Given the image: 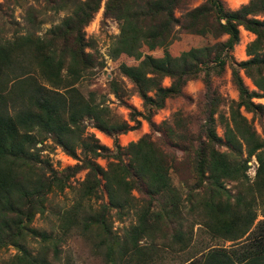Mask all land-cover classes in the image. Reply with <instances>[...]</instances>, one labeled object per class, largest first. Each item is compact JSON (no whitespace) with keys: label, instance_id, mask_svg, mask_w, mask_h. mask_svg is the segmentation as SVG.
I'll list each match as a JSON object with an SVG mask.
<instances>
[{"label":"trees","instance_id":"obj_1","mask_svg":"<svg viewBox=\"0 0 264 264\" xmlns=\"http://www.w3.org/2000/svg\"><path fill=\"white\" fill-rule=\"evenodd\" d=\"M180 1L104 0L103 16L118 21V33L110 55L116 58L125 54L136 61L133 65L120 63L118 69L133 85L146 110L141 117L150 125V117L163 107L166 98L180 95L187 80L204 72L203 97L207 114L203 137L189 140L185 135L175 134L176 141L173 142L178 143L173 144L177 148H187V142L192 151L193 170L198 183L202 184L195 206L199 208L203 231L212 238L231 241L237 246L229 250L208 249L185 264H264V218L254 223V208L257 205L264 207V139L239 113V107L246 112L262 113L261 105L253 104L251 98L264 94V0H247L235 10L224 9L219 0H208L207 4L187 9L183 23L174 15ZM99 2L59 0L55 9L67 8L69 13L48 30L46 39L30 33L0 37V104H4L6 98L18 101L9 109L11 114L6 107L0 106V248L7 245L17 248L22 253L19 260L23 264H49L45 259L26 258L20 241L26 237L45 238L43 233L30 226V222L36 213L43 211L46 194L54 189L62 190L78 171H84L78 182L80 197H97L102 182L107 203H101V209L119 212L133 190L145 202L137 210L128 240L118 247L122 259L127 256L126 260L119 257L118 264H128L130 258H134V264H145L144 257L152 251L153 245L138 246L136 241L148 236L153 229H159L178 212L179 194L171 184L167 173L170 163L162 149L148 135L120 148L117 136L128 130L127 124L105 120L107 108L94 103L91 97L84 98L73 87L71 66L82 69L91 64L83 51L81 29L89 22ZM176 26L188 34L202 35L208 29L212 39L221 34H226L227 38L224 42L216 40L210 45L189 48L172 56L167 47L174 39ZM238 26L254 36L245 47L248 58L239 61L237 67L251 80L256 91H249L238 75V68L230 65L238 98L228 104L222 132L223 144L228 149L241 151L243 148L245 157L242 161L231 160L227 152L216 148L221 139L215 132L212 113L216 112L220 98L210 90L208 67H201L206 62L224 64L223 57L220 58L222 47L226 52L237 43ZM72 33L76 34L70 41ZM142 46L148 50L159 48L162 53L158 57L143 54ZM26 56L33 60L38 74L50 89H45L32 75H27L23 64ZM63 69L70 79L62 78ZM164 77L170 80L166 87L161 85ZM7 82L9 87L5 88ZM115 85L110 82V90L114 93ZM83 117L92 119L95 128L112 138L115 144L116 153L104 166L95 160L107 148L79 138L83 131ZM34 131L52 134L62 151L77 159L78 163L63 168L60 173L47 161L36 165L37 155L30 151L35 143V136L31 135ZM192 141L196 144L193 145ZM76 148L79 156L75 154ZM250 157L254 158L256 167L253 181L245 187L242 182L246 179L245 162ZM226 182L236 184L234 193L225 188ZM191 196L192 192L188 191L189 209L193 207ZM157 199L158 209L149 211L151 202ZM92 224L105 231L101 212L94 213L84 223L85 226ZM172 238L179 242L178 250L187 246L188 239L181 242L180 229L172 233ZM113 245L112 241L106 244L109 261H113L110 257L115 252Z\"/></svg>","mask_w":264,"mask_h":264},{"label":"rangeland","instance_id":"obj_2","mask_svg":"<svg viewBox=\"0 0 264 264\" xmlns=\"http://www.w3.org/2000/svg\"><path fill=\"white\" fill-rule=\"evenodd\" d=\"M59 0H0V37L10 38L13 34H33L41 38H48L49 29L58 24L59 21L69 13V9H55ZM208 0H181L174 9V15L179 17L183 23V14L187 9L207 4ZM221 6L226 10H235L247 0H219ZM103 3L100 0L99 7L93 13L91 19L81 29L83 51L90 61L88 67L79 69L71 66L74 78L73 87L84 98L91 97L94 103L107 108L105 120L114 123L116 121L125 122L128 130L117 136V144L120 148L125 147L129 141H136L142 135L149 138L162 149L169 161L167 173L171 184L179 194L178 212L170 216V221L163 223L159 229H153L148 236H143L136 241L138 246H152V251L145 255V264H185L191 259L198 258L202 253L211 248H223L225 250L236 247L237 244L220 238H212L203 231L199 223V208L195 205L201 193L202 184H199L193 170L192 151L188 148H177L173 142L176 141L175 134L185 135L187 139L194 140L197 136L203 137L202 131L205 123L207 109L205 107L204 86L202 78L204 72L201 71L196 78L187 80L181 88L180 95L166 98L161 109L157 110L150 117L149 122L142 118L146 110L142 107L141 99L135 92L133 85L125 78L118 69L120 63L133 65L136 61L125 54H119L112 58L110 53L116 34L118 33V21L111 17L103 16ZM223 21L222 19L220 20ZM238 29V41L231 49L225 51L222 47L220 58L223 57L224 64L206 62L201 67H208V78L210 90L219 98L220 103L216 112L212 113L214 128L221 142L216 148L229 154L231 160L242 161L245 157L243 148L241 151L228 149L224 143L222 124L228 116V104L230 101H237V91L232 83L230 65L237 67L239 61L248 58L245 54L246 45L254 37L253 34L243 29ZM72 33L69 39L74 37ZM173 41L168 45L167 51L170 55L176 56L181 51L189 48L210 45L214 41L224 42L226 34H221L216 39H212L208 29L202 35L188 34L176 26L173 31ZM143 54L153 57L161 55L162 50L157 48L148 50L142 46ZM67 58V52H64ZM219 58V59H220ZM25 72L32 75L36 82L45 89L50 86L38 74L33 60L26 56L23 59ZM70 66V65H69ZM62 70L63 79H70L65 71ZM238 75L244 86L249 91H256L251 80L246 77L243 70L238 68ZM116 85L115 93L110 90V82ZM169 78L164 77L161 85H169ZM9 87V83L6 85ZM62 92V89L59 88ZM253 104L261 105V111L246 112L239 107V113L245 117L246 121L253 127L256 134L264 139V94L252 97ZM18 101H11L6 98L4 106L11 114V107L17 105ZM17 107V106H16ZM173 118V119H172ZM83 131L79 138L95 141L98 145L107 148L102 155L96 158L100 166H104L107 160H112L116 153L115 144L112 138L97 130L92 119L83 117L81 120ZM41 132H31L35 137V143L30 151L36 153L40 165L47 161L52 169L60 171L68 166L78 163L77 159L64 153L59 145L56 144L52 134ZM39 139L41 141H39ZM195 145V141H192ZM38 149V150H36ZM79 156V149L75 150ZM122 158H125L123 156ZM245 175L243 180L245 187H249L253 181L256 162L250 157L246 162ZM84 171H78L70 177L67 185L62 190H52L46 194L43 204V211L36 213L30 226L36 231L45 235L44 239L39 237H26L20 241V246L26 251L25 257L40 261L45 259L49 264H118V247L128 240L130 228L135 224L136 213L140 207L145 205L136 190L131 191L127 203L118 212L117 210L101 209V203L106 204V195L102 182L99 183L97 197H80L78 182L83 178ZM235 183H224L225 188L231 193L235 192ZM188 191L192 192L191 202L193 207L189 209V202L186 197ZM157 200L152 201L149 211H156ZM195 206V207H194ZM264 207L257 205L254 208V223L263 219L262 212ZM101 212L104 217L105 231H101L95 225L85 226L89 217L94 213ZM180 229L182 241L188 239L187 246L178 250V241H174L172 233ZM112 241L115 252L110 256L113 261H109L106 255V244ZM120 250V249H119ZM22 253L12 245L0 248V264H23L19 258ZM134 258H130L128 264H134ZM124 264V263H122ZM139 264V262H137Z\"/></svg>","mask_w":264,"mask_h":264}]
</instances>
